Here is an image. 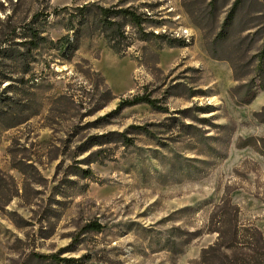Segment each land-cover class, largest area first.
<instances>
[{
	"label": "rangeland",
	"instance_id": "obj_1",
	"mask_svg": "<svg viewBox=\"0 0 264 264\" xmlns=\"http://www.w3.org/2000/svg\"><path fill=\"white\" fill-rule=\"evenodd\" d=\"M237 1L0 0V264H264V0L222 40ZM88 4L162 37L128 26L122 53L97 32L17 60L16 33L72 36L54 14ZM142 93L160 109H118Z\"/></svg>",
	"mask_w": 264,
	"mask_h": 264
},
{
	"label": "trees",
	"instance_id": "obj_2",
	"mask_svg": "<svg viewBox=\"0 0 264 264\" xmlns=\"http://www.w3.org/2000/svg\"><path fill=\"white\" fill-rule=\"evenodd\" d=\"M241 0H238L234 4V10L231 13L230 17L226 20L224 23V26L222 28V32L219 35V38H222V40L226 39L225 33H227V29L231 27V24L233 23L234 17H235V10H237L240 6ZM72 11V12H68ZM68 15L67 20V26H65L66 30L68 32L72 33V36L69 34L60 38L57 41H54L48 37L43 36L44 32L40 28H37L36 26L29 25L26 27L23 31V33L15 34L16 38L22 39L23 42L18 44L20 47H23L24 50H19L17 52V60L23 61L27 60L28 57H30L33 52L40 50L41 47L49 45L52 46V48L56 47L58 51L64 53V56L71 57L73 56L80 48V43L83 37H92L97 32L103 34L111 44L112 48L117 53H122L126 51V48L130 47V44H128V37L126 36L125 29L128 26H132L134 28H138L142 32L144 31L143 25L145 24V20L143 18L142 14H138L137 12L132 11L129 8H121L118 10H112L110 8H104L100 7L96 4H88L81 8H75L74 10H71L70 7H64L58 11L55 12L54 15L57 17H60L64 14ZM65 17V16H64ZM34 24H36L34 22ZM95 28V30H93ZM85 30H89V34L86 35L84 32ZM152 35L155 38H160L162 36L160 35H154V34H146L143 32L142 37L140 38L141 41H148L149 36ZM18 36V37H17ZM219 40L217 39L213 45H216ZM210 55L212 58L217 60H223L221 58L217 51L212 47L208 49ZM259 57V56H258ZM261 63H264V52L260 55ZM261 65V64H260ZM30 73V69L27 68L25 74ZM7 79V78H6ZM249 85V84H248ZM246 84L245 87H249L246 92V97L244 98V103H249L253 101L256 98V93H251V87ZM109 95L111 99H115V96L113 95L112 91L109 89ZM158 100L152 98V95L142 93L137 94L135 96H132L131 98H126L121 101L119 104L118 109L124 110L126 108H131L139 105H148L153 109H160L158 106ZM166 113L168 112V109L165 108L164 110ZM140 129V128H136ZM124 145L128 146L129 143L132 142V140L128 137H126L124 134L123 136ZM109 143V142H106ZM128 143V144H126ZM95 145H102L101 143L95 144ZM89 177V176H88ZM86 230L88 231H95V232H101L103 230V226L99 223H89L86 226ZM239 237V230L238 227L235 226V230L233 233V241L237 242V238ZM234 245H231L229 249L234 248ZM54 257V256H53ZM226 257V256H225ZM228 259V258H227ZM71 262H80L79 259L77 260H71Z\"/></svg>",
	"mask_w": 264,
	"mask_h": 264
},
{
	"label": "bare ground",
	"instance_id": "obj_3",
	"mask_svg": "<svg viewBox=\"0 0 264 264\" xmlns=\"http://www.w3.org/2000/svg\"><path fill=\"white\" fill-rule=\"evenodd\" d=\"M186 33V32H185ZM189 33V32H188ZM186 35V34H183V36Z\"/></svg>",
	"mask_w": 264,
	"mask_h": 264
},
{
	"label": "built area",
	"instance_id": "obj_4",
	"mask_svg": "<svg viewBox=\"0 0 264 264\" xmlns=\"http://www.w3.org/2000/svg\"><path fill=\"white\" fill-rule=\"evenodd\" d=\"M189 31V30H188Z\"/></svg>",
	"mask_w": 264,
	"mask_h": 264
}]
</instances>
